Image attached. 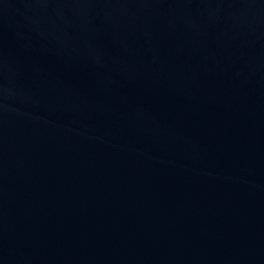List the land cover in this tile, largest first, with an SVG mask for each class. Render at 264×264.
<instances>
[{
  "label": "water",
  "instance_id": "water-1",
  "mask_svg": "<svg viewBox=\"0 0 264 264\" xmlns=\"http://www.w3.org/2000/svg\"><path fill=\"white\" fill-rule=\"evenodd\" d=\"M0 264H264V0H0Z\"/></svg>",
  "mask_w": 264,
  "mask_h": 264
}]
</instances>
